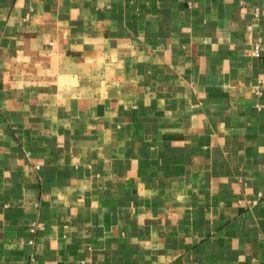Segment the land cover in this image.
<instances>
[{
  "label": "crops",
  "instance_id": "obj_1",
  "mask_svg": "<svg viewBox=\"0 0 264 264\" xmlns=\"http://www.w3.org/2000/svg\"><path fill=\"white\" fill-rule=\"evenodd\" d=\"M0 264H264V0H0Z\"/></svg>",
  "mask_w": 264,
  "mask_h": 264
},
{
  "label": "built area",
  "instance_id": "obj_2",
  "mask_svg": "<svg viewBox=\"0 0 264 264\" xmlns=\"http://www.w3.org/2000/svg\"><path fill=\"white\" fill-rule=\"evenodd\" d=\"M253 53L255 56H259L260 48H259V45L257 43L254 44V46H253Z\"/></svg>",
  "mask_w": 264,
  "mask_h": 264
}]
</instances>
